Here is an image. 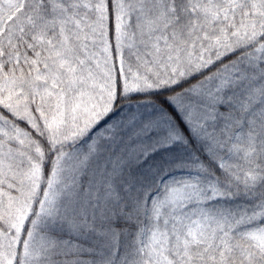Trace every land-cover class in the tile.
Masks as SVG:
<instances>
[{"label":"snow or ice","instance_id":"obj_1","mask_svg":"<svg viewBox=\"0 0 264 264\" xmlns=\"http://www.w3.org/2000/svg\"><path fill=\"white\" fill-rule=\"evenodd\" d=\"M0 264H264V0H0Z\"/></svg>","mask_w":264,"mask_h":264}]
</instances>
